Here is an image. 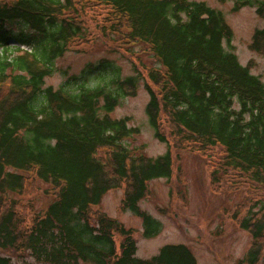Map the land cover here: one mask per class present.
<instances>
[{
    "label": "trees",
    "instance_id": "obj_1",
    "mask_svg": "<svg viewBox=\"0 0 264 264\" xmlns=\"http://www.w3.org/2000/svg\"><path fill=\"white\" fill-rule=\"evenodd\" d=\"M233 4L231 11L255 7L264 18V0ZM13 23L27 29L14 32ZM97 35L124 54L142 44L158 65L126 53L133 75L122 77L103 58L56 89L45 86L58 57ZM231 40L223 13L202 1L0 0V264H11L6 250L26 251L42 264H197L182 243L138 258L132 231L93 207L108 190L123 188L122 209L141 219L144 237L157 235L159 221L138 204L148 182L173 177L172 148L206 161L213 192L244 182L250 192L264 191V82L224 47ZM248 47L264 56V26ZM140 81L148 125L166 144L154 158L126 146L138 133L128 118L110 116ZM34 180L52 190L41 212L21 200ZM263 208L255 199L243 214L234 211L252 238L240 264L263 257Z\"/></svg>",
    "mask_w": 264,
    "mask_h": 264
},
{
    "label": "rangeland",
    "instance_id": "obj_2",
    "mask_svg": "<svg viewBox=\"0 0 264 264\" xmlns=\"http://www.w3.org/2000/svg\"><path fill=\"white\" fill-rule=\"evenodd\" d=\"M193 1H202L223 13L232 30V40L229 46L224 42V47L234 51L240 64H248L251 73L264 82V56L248 47L254 30L264 26V18L255 13V7L245 6L234 12L231 11L233 0L220 3L218 0ZM93 26L91 24V28ZM10 28L14 32L27 29L20 23L11 24ZM93 38L87 45H71L68 51L58 57L53 63V73L45 79V86L56 89L71 74H79L86 64L96 63L103 58L118 67L122 77L133 75V63L125 55L127 52L124 54L122 49L116 47L109 49L108 44L116 45L112 40L105 43L98 35ZM10 45L17 44L11 42ZM21 48L32 50V47L26 45ZM129 50L131 54L127 55H131L133 62L139 59L147 66L158 65L142 44L130 46ZM138 85L136 94L122 98L110 116L114 119L128 118V126L136 128L138 133L125 141L126 146L154 158L166 151V144L153 137L152 128L145 115L149 96L142 81ZM171 154L174 160L173 177L170 180L162 178L148 182V195L138 204L141 211L159 221L161 229L157 235L144 237L141 219L122 209L120 202L123 188L108 190L93 210L103 212L132 231L136 242V256L140 259L154 256L165 244L182 243L190 247L197 264H240L239 261L251 247L252 238L251 234L239 227L233 216L234 211L243 214L255 199L264 202V191L260 193V189L253 187L258 191L250 192L248 189L251 186L244 182L236 191H227L221 185L217 192H213L204 159L184 149L172 148ZM33 185L21 200L31 202L33 210L41 212L52 201V190L46 183L38 180H34ZM258 207L254 211L259 210ZM115 236L118 244L120 236ZM2 253L10 257L11 264H42L26 251L16 253L6 250ZM262 255L257 264H264V245Z\"/></svg>",
    "mask_w": 264,
    "mask_h": 264
}]
</instances>
